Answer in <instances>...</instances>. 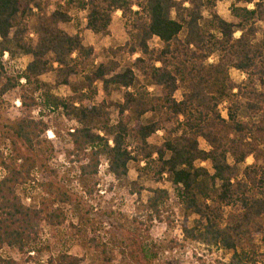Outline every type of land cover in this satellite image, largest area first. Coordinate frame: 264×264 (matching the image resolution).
Returning a JSON list of instances; mask_svg holds the SVG:
<instances>
[{
  "label": "trees",
  "instance_id": "trees-1",
  "mask_svg": "<svg viewBox=\"0 0 264 264\" xmlns=\"http://www.w3.org/2000/svg\"><path fill=\"white\" fill-rule=\"evenodd\" d=\"M223 1L64 0L49 13L48 0H0V100L24 80L49 110L61 111L77 125L69 133V157L81 177L98 176L106 159L109 173L120 180L135 163L141 177L174 187L185 221L195 218L192 228L182 225L184 242L220 252L222 258L213 264H264V30L257 41L259 24L264 25V0H238L245 6L232 8L237 26L217 14ZM75 10L87 12L86 29L96 37H106L113 16L121 12L128 39L122 48L109 51L113 60L95 66L94 48L85 46L81 34L71 36L61 29L72 22ZM154 39L160 41V50L150 47ZM6 54L10 60L30 56L32 62L11 77L4 67ZM122 54L139 58L121 71L115 59ZM213 57L216 61L210 64ZM89 68L93 70L87 73ZM231 70L244 74L246 81L234 82ZM51 72L56 74L55 87H70L75 77H81L82 86L72 96L59 98L41 81ZM138 78L149 81L161 96L150 93L148 84L139 85ZM97 84L104 93L112 88L125 91L114 124L106 103H94ZM180 90L179 101L175 95ZM29 106H36L35 99ZM8 128L13 135L11 159L6 161L0 152L5 174L0 179V250L16 248L29 255L40 250L37 226H63L66 215L60 205L72 204V199L48 183L42 186L46 198L38 208L24 205L17 188L28 181L35 162L19 145L34 152L48 128L27 118ZM159 132L163 143L150 145ZM201 139L208 150L200 147ZM250 158L254 163L241 170ZM143 191L133 184L134 195ZM150 193L145 222L151 226L161 220L169 193ZM96 240L95 234L92 242L102 264H112ZM122 257L132 264H154L159 250L152 242H140L135 250L124 249ZM0 264L17 263L0 257ZM46 264L82 261L62 254Z\"/></svg>",
  "mask_w": 264,
  "mask_h": 264
},
{
  "label": "rangeland",
  "instance_id": "rangeland-1",
  "mask_svg": "<svg viewBox=\"0 0 264 264\" xmlns=\"http://www.w3.org/2000/svg\"><path fill=\"white\" fill-rule=\"evenodd\" d=\"M48 1L50 3L48 11L51 13L64 0ZM234 6L244 7L245 4L238 0H224L218 3L215 10L223 20L237 26L238 21L231 13ZM249 8L252 9L253 6L250 5ZM70 15L72 22L60 27L71 36L81 34L85 46L94 48L95 66L113 60L109 51L120 49L127 42L128 37L121 12L113 16L112 25L106 37H96L86 29V11L75 10ZM204 16L207 19L208 13H204ZM259 26L261 32L257 36V41L261 42L264 25L259 24ZM30 37L33 39L35 35L31 34ZM239 37L240 33L237 32L235 38ZM150 47L160 50L162 45L159 40L154 39L150 42ZM138 58L139 55L129 57L122 54L115 60L120 63V69L123 71ZM3 61L8 75L16 77L25 71L32 62V57L22 55L10 60L6 54ZM215 61L213 57L209 63L212 64ZM92 70L93 68H89L87 73ZM230 76L238 84L246 81V76L236 70H231ZM55 78L56 74L51 72L42 77L41 81L52 86L53 94L62 99L72 96L74 89L79 90L82 86L81 77H75L71 79L70 87H55ZM138 84L144 86L148 84L150 93L161 96V92L149 86V81L146 79L138 78ZM97 89L98 95L94 98V103L98 105L105 102L112 123H116L119 120L117 105L123 103L125 91L112 88L108 93H104L101 84H97ZM182 95L183 90H180L175 98L180 101ZM23 96L26 100L21 99ZM32 99H35L36 106L30 107ZM223 116H226L225 111ZM25 118L42 121L48 129L39 140V145L34 152L28 153L19 145V148L35 163L28 170V181L17 188L18 195L27 207L38 208L41 201L46 198L42 186L54 183L71 197L72 204L60 205L66 215V223L63 226L53 228L45 223L37 226L40 236L38 252L28 255L20 253L16 248L4 247L0 250V257L12 259L17 264H46L50 257L67 254L78 257L82 264H102L100 254L96 251L95 243L92 242L96 234V241L102 242L112 264H132L122 257V253L124 249H137L140 242L147 244L152 242L157 246L159 258L154 264H213L222 258L221 253L216 250L209 251L205 247L183 241V223H187L188 227L192 228L195 218L191 217L185 221L184 211L174 187L166 181L155 183L149 178L141 177L137 171V164L132 163L129 174L117 180L109 173L108 162L103 159L98 176L81 177L79 166L69 157L73 151L69 133L73 132L77 125L61 111L49 110L40 98V93H34L32 88L26 87L24 80L21 81V87L0 100V152L4 154L6 161L11 159V140L13 139L8 127ZM199 142L202 149L208 150L207 144L202 139ZM149 143L160 146L163 143V133L159 132L149 140ZM133 147L132 144V149ZM253 163V159L250 158L246 165L240 166V169L243 170L245 166ZM4 175L3 170L0 169V179ZM134 183L144 189L141 196L132 193ZM156 189L168 191L169 199L161 208V220L150 226L145 222L147 202L152 196L150 192ZM135 243L138 245L132 246ZM261 247L264 251L263 244ZM231 255L230 253L226 256L227 261Z\"/></svg>",
  "mask_w": 264,
  "mask_h": 264
}]
</instances>
